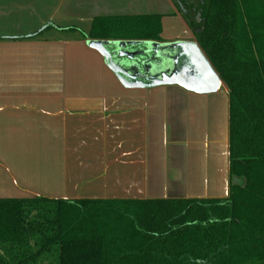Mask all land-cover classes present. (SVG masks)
I'll return each instance as SVG.
<instances>
[{"label": "crops", "instance_id": "obj_1", "mask_svg": "<svg viewBox=\"0 0 264 264\" xmlns=\"http://www.w3.org/2000/svg\"><path fill=\"white\" fill-rule=\"evenodd\" d=\"M108 2L92 21L160 14L159 42H197L172 0ZM67 3L0 0V197L224 198V83L215 92L123 86L89 37L55 23Z\"/></svg>", "mask_w": 264, "mask_h": 264}, {"label": "trees", "instance_id": "obj_2", "mask_svg": "<svg viewBox=\"0 0 264 264\" xmlns=\"http://www.w3.org/2000/svg\"><path fill=\"white\" fill-rule=\"evenodd\" d=\"M229 94L224 199L0 198V264H264V0H172ZM72 30H77L72 28ZM162 15L85 39H161Z\"/></svg>", "mask_w": 264, "mask_h": 264}, {"label": "water", "instance_id": "obj_3", "mask_svg": "<svg viewBox=\"0 0 264 264\" xmlns=\"http://www.w3.org/2000/svg\"><path fill=\"white\" fill-rule=\"evenodd\" d=\"M87 44L103 55L106 65L127 88L180 84L198 92H215L223 84L194 41L88 39Z\"/></svg>", "mask_w": 264, "mask_h": 264}, {"label": "rangeland", "instance_id": "obj_4", "mask_svg": "<svg viewBox=\"0 0 264 264\" xmlns=\"http://www.w3.org/2000/svg\"><path fill=\"white\" fill-rule=\"evenodd\" d=\"M103 4H97V0H67V2H70V4L67 3L66 6L63 5L61 12L64 14L65 11H67L68 18L61 19L59 16L60 14L56 16L55 19L56 24H62L66 26H70L72 28H75L77 30H71L69 31L70 34H67V36H73V37H79L80 32L88 33L91 25H92V18L96 16L98 13L102 11L101 8H99V5L104 7V10L106 11L107 7L109 5H112L113 3L109 4L108 0H102ZM112 1V0H110ZM126 3L124 2L123 5ZM68 8V10H66ZM45 182H47L45 180ZM49 197V196H48ZM0 198H19V197H0ZM20 198H28V197H20ZM54 198V197H53Z\"/></svg>", "mask_w": 264, "mask_h": 264}, {"label": "flooded vegetation", "instance_id": "obj_5", "mask_svg": "<svg viewBox=\"0 0 264 264\" xmlns=\"http://www.w3.org/2000/svg\"><path fill=\"white\" fill-rule=\"evenodd\" d=\"M196 39V38H195ZM230 184H229V190H230V186H231V184H233L234 183V179L231 177V175H230ZM241 182V180H239V179H237L236 178V183H240ZM229 190H228V193H227V195L224 197V198H227L228 196H229ZM224 198H209V199H213V200H216V199H224Z\"/></svg>", "mask_w": 264, "mask_h": 264}]
</instances>
